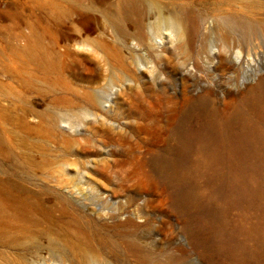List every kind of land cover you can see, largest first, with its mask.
I'll return each mask as SVG.
<instances>
[{"label": "rangeland", "instance_id": "1", "mask_svg": "<svg viewBox=\"0 0 264 264\" xmlns=\"http://www.w3.org/2000/svg\"><path fill=\"white\" fill-rule=\"evenodd\" d=\"M257 133L264 0H0V264H264Z\"/></svg>", "mask_w": 264, "mask_h": 264}, {"label": "bare ground", "instance_id": "2", "mask_svg": "<svg viewBox=\"0 0 264 264\" xmlns=\"http://www.w3.org/2000/svg\"><path fill=\"white\" fill-rule=\"evenodd\" d=\"M176 26L178 27L177 28V30H178L177 36L178 37L181 36L183 38V37H187L189 35L188 25L184 24L181 21H178ZM214 129L215 128L211 129L210 127H206L200 133L188 132L187 130L184 129V132L182 133L181 138L180 137L177 138V144H176L177 151H179L181 153L183 152L184 156H186V157H191V155L195 152H197L199 154L200 159L198 160V162H197V164L193 170V177H194V179H200V180L203 179L205 181H209L213 185L219 179L220 173L218 171L219 169L215 168V167H217V166H215L216 163L214 164V161H211L210 158H207L206 153H209L208 148H210L211 142L217 139L215 137L217 135L216 134L217 131ZM261 134H263V133H261ZM250 136L252 137V135H250ZM259 136H261V137L258 139V141L264 140V134L259 135ZM220 137H221V135H220ZM246 143L251 144L253 149L257 148V139L255 137H252L251 139L250 138H244L242 140V144L245 145ZM260 150H261V148H260ZM211 153H213V152H211ZM260 153L262 154V157H263L264 150H261ZM254 155H256V154H254ZM214 157H216V156H214ZM211 162L213 163V165L211 164ZM165 165H167V163H165ZM168 165H169V163H168ZM235 177H236V179H235L236 181L235 180H232V181H234V183H236L237 195L241 199H244V200L248 199L250 196L249 194H247L248 187H250V186L255 187L254 182H253V185L247 186L242 175L235 176ZM206 184H207V182H206ZM252 189H254V188H252ZM209 190L210 189H208V191ZM197 192H199V191H197ZM207 196L203 193L196 195V197L199 201H203L205 199H208ZM211 202L215 203L216 200L213 198V200H211Z\"/></svg>", "mask_w": 264, "mask_h": 264}]
</instances>
